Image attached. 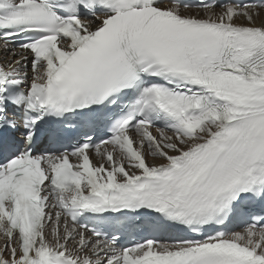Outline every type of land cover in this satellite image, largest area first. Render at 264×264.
Masks as SVG:
<instances>
[{
	"label": "snow or ice",
	"instance_id": "1",
	"mask_svg": "<svg viewBox=\"0 0 264 264\" xmlns=\"http://www.w3.org/2000/svg\"><path fill=\"white\" fill-rule=\"evenodd\" d=\"M260 9L0 0V264H264Z\"/></svg>",
	"mask_w": 264,
	"mask_h": 264
},
{
	"label": "bare ground",
	"instance_id": "2",
	"mask_svg": "<svg viewBox=\"0 0 264 264\" xmlns=\"http://www.w3.org/2000/svg\"><path fill=\"white\" fill-rule=\"evenodd\" d=\"M192 11H195V10H192ZM216 11H220V8L217 7ZM262 21H264V9H260V19L257 21V23H260ZM6 47H8V46H6L0 42V61L5 60L6 58H10V57H8V54L4 51V49ZM169 134H171V133H169ZM95 158H97V163L101 161L100 157L97 156L96 154H95ZM4 240H5V237H3L2 234H0V247L3 246Z\"/></svg>",
	"mask_w": 264,
	"mask_h": 264
}]
</instances>
